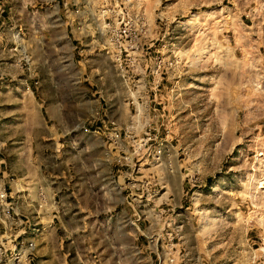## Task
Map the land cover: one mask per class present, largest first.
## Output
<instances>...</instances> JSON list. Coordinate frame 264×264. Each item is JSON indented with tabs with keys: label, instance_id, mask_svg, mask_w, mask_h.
<instances>
[{
	"label": "rangeland",
	"instance_id": "rangeland-1",
	"mask_svg": "<svg viewBox=\"0 0 264 264\" xmlns=\"http://www.w3.org/2000/svg\"><path fill=\"white\" fill-rule=\"evenodd\" d=\"M0 77L7 149L41 105L58 264H264V0H0Z\"/></svg>",
	"mask_w": 264,
	"mask_h": 264
},
{
	"label": "crops",
	"instance_id": "crops-1",
	"mask_svg": "<svg viewBox=\"0 0 264 264\" xmlns=\"http://www.w3.org/2000/svg\"><path fill=\"white\" fill-rule=\"evenodd\" d=\"M27 87L30 95L26 94L27 101L21 104V110L27 112L29 140L22 141V150L19 151L6 148L5 142L10 140H0V188L6 191L5 197L0 199V255L1 252L15 253L10 259L2 258L3 263L0 264H58L62 258L59 251L61 237L54 233L56 225L53 218L59 207L60 184L57 177L60 175L45 172L35 161L36 156L33 158L32 149L36 147V142L32 133L37 129L32 121L39 118L41 105L32 89ZM12 156L16 158L15 163L22 167L16 173L13 171ZM7 203L10 205L6 208ZM36 217L41 232L33 237L30 236V222H37ZM29 239L33 242L32 249L26 247Z\"/></svg>",
	"mask_w": 264,
	"mask_h": 264
},
{
	"label": "built area",
	"instance_id": "built-area-1",
	"mask_svg": "<svg viewBox=\"0 0 264 264\" xmlns=\"http://www.w3.org/2000/svg\"><path fill=\"white\" fill-rule=\"evenodd\" d=\"M157 82L154 83V86H157ZM95 133L103 136L105 140L112 144V146L120 147V129L117 126V123L114 119H107L105 123L95 125L92 129ZM120 156H116L115 160L120 163L121 161ZM5 190L3 188H0V199H3L5 197ZM33 244L28 241L27 242V248H32Z\"/></svg>",
	"mask_w": 264,
	"mask_h": 264
}]
</instances>
